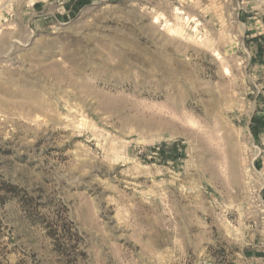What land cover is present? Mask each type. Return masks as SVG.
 <instances>
[{
    "label": "rangeland",
    "instance_id": "rangeland-1",
    "mask_svg": "<svg viewBox=\"0 0 264 264\" xmlns=\"http://www.w3.org/2000/svg\"><path fill=\"white\" fill-rule=\"evenodd\" d=\"M0 264H264V0H0Z\"/></svg>",
    "mask_w": 264,
    "mask_h": 264
}]
</instances>
